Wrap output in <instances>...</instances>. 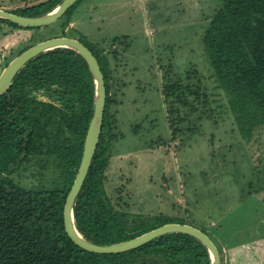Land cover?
Masks as SVG:
<instances>
[{
  "label": "trees",
  "instance_id": "trees-1",
  "mask_svg": "<svg viewBox=\"0 0 264 264\" xmlns=\"http://www.w3.org/2000/svg\"><path fill=\"white\" fill-rule=\"evenodd\" d=\"M61 1L23 0L5 9L36 16ZM79 2L76 0L57 20L40 26H24L0 17V72L27 47L60 35L79 39L100 64L106 86L104 117L97 147L73 204L76 228L87 239L107 244L167 222L193 224L179 212H135L130 186L108 188L112 147L123 136L116 130L113 108L117 90L126 85L114 73L117 66L113 62L120 61L129 42L124 36L90 41L73 21L72 12ZM205 20L201 41L210 65L209 78L224 102L213 104L219 101V93L215 97V91H210L195 64L180 71L172 64L160 66L159 90L169 133L146 143L168 154L177 143L184 145L200 133L204 121L216 123L222 104L246 144L252 176L258 175L264 172V0H221ZM93 106L94 83L86 60L76 50L62 46L30 58L0 95V264H210L207 246L181 231L160 234L119 253L90 251L70 238L63 209L78 172ZM151 118L132 122V133L144 137L155 127ZM31 164L41 177L49 172L48 183L43 179L25 184L16 179L14 174ZM201 229L209 234L207 228ZM218 249L223 264V250Z\"/></svg>",
  "mask_w": 264,
  "mask_h": 264
},
{
  "label": "rangeland",
  "instance_id": "rangeland-1",
  "mask_svg": "<svg viewBox=\"0 0 264 264\" xmlns=\"http://www.w3.org/2000/svg\"><path fill=\"white\" fill-rule=\"evenodd\" d=\"M22 2L0 0V7ZM219 5L221 0H80L72 17L90 41L124 36L129 42L120 61L113 62L114 73L126 85L117 90L113 108L116 130L123 136L112 147L108 188L130 186L135 212H179L207 228L223 250V264H264V172L252 176L246 144L234 130L226 106L218 107L216 123L204 121L200 133L184 145L177 143L168 154L146 143L169 133L159 90L160 66L172 64L180 71L195 64L210 91L215 97L219 93L213 104L224 102L220 90L212 88L201 41L205 19ZM151 117L155 127L144 137L132 133V122ZM14 175L25 184L50 179L49 172L41 177L34 164Z\"/></svg>",
  "mask_w": 264,
  "mask_h": 264
},
{
  "label": "water",
  "instance_id": "water-1",
  "mask_svg": "<svg viewBox=\"0 0 264 264\" xmlns=\"http://www.w3.org/2000/svg\"><path fill=\"white\" fill-rule=\"evenodd\" d=\"M75 1L76 0H62L52 10L36 16L18 14L0 7V17L7 18L24 26H40L57 20ZM59 46L72 48L84 57L91 71L94 83L93 113L85 135L83 153L78 167V172L66 196L63 209L64 225L70 238L82 248L90 251L97 253H119L135 248L160 234L172 231H181L192 234L207 246L211 257L210 264H221V255L215 241L207 232L190 223L167 222L147 230L133 238L107 244L96 243L87 239L76 228L73 217V204L85 179L92 156L99 141L106 102L105 80L96 56L88 46H86L79 39L71 36L60 35L40 40L14 56L1 70L0 95L7 91L16 72L30 58L43 51Z\"/></svg>",
  "mask_w": 264,
  "mask_h": 264
}]
</instances>
